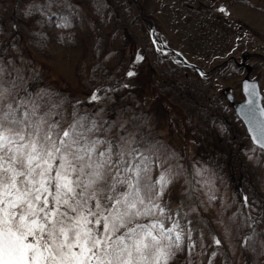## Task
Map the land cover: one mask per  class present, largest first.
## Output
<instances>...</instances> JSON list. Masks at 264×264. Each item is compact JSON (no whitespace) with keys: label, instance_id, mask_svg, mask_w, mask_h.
Segmentation results:
<instances>
[{"label":"snow or ice","instance_id":"snow-or-ice-1","mask_svg":"<svg viewBox=\"0 0 264 264\" xmlns=\"http://www.w3.org/2000/svg\"><path fill=\"white\" fill-rule=\"evenodd\" d=\"M104 6L99 0L92 5L101 17ZM82 11L74 0H0V264H256L264 257V199L229 202L217 194L219 162L186 168L162 141L157 97L135 93L143 49L116 77L106 67L113 53L103 48L102 54L94 39L83 98L46 83L34 53L54 60L55 42L74 47ZM207 11L230 15L223 5ZM239 31L224 56L242 43L251 46L248 33ZM150 46L169 55L158 37ZM172 62L187 64L183 52ZM190 66L213 86L207 69ZM223 67L239 74L229 60ZM241 85L244 100L235 114L250 135L251 160L257 152L264 156V93L255 81L245 78ZM153 88L169 91L160 81ZM164 119L170 134L175 118ZM186 123L194 125L193 146L201 128L217 136L227 131L206 110ZM210 211L212 222L205 218Z\"/></svg>","mask_w":264,"mask_h":264},{"label":"rangeland","instance_id":"rangeland-1","mask_svg":"<svg viewBox=\"0 0 264 264\" xmlns=\"http://www.w3.org/2000/svg\"><path fill=\"white\" fill-rule=\"evenodd\" d=\"M95 2L74 0L82 6L81 15L85 17L82 24L76 22L74 47L55 42L50 51L54 60L34 53L36 60L44 66L46 83L63 93L83 98L89 90L87 79L90 75L84 66L90 68L96 58L94 39L103 46L102 54L103 48L113 53L106 61V67L109 75L114 73L116 77L123 75L126 62L135 51L143 49L146 59L138 67L139 75L133 81L137 86L135 93L141 97L144 94L157 97L154 113L160 126L156 132L162 141L183 157L180 162L186 168L190 169L194 161L209 167L219 162L217 194L229 202L241 196L264 199V156L257 152L254 159L248 158L253 145L232 107V102L243 100L241 80L246 75L256 81L259 91L264 93V60L259 59L264 56V52L259 51L264 47V0H99L101 5H106L103 17L92 7ZM221 5L229 16L207 11ZM126 8L130 11L126 12ZM132 17H136L135 25L130 23ZM197 20H200L199 24ZM237 28L240 35L248 33L251 46L242 43L230 57L224 56L223 49L230 38L234 39L233 32ZM149 30L155 31V37L148 35ZM156 37L161 44L167 45L165 50L169 55L166 58L150 46L151 39ZM175 52H183L187 64L173 63ZM225 60L238 68L239 74H229L223 67ZM190 65L207 69L213 86L202 83ZM117 67L121 71H114ZM156 81L169 91L160 92L153 88ZM229 90L232 102L226 99ZM145 107L147 109L149 105ZM199 110L209 112L227 131L223 136H217L215 132L201 128L202 135L197 137V144L193 146L189 141L194 125L187 124L186 120ZM169 114L175 118L170 134L164 119ZM234 210L235 207L230 212ZM214 217V211L205 213L210 222ZM212 228L219 231L214 223ZM235 259L229 256L230 261ZM240 264H245L243 259ZM256 264H264V257Z\"/></svg>","mask_w":264,"mask_h":264},{"label":"water","instance_id":"water-1","mask_svg":"<svg viewBox=\"0 0 264 264\" xmlns=\"http://www.w3.org/2000/svg\"><path fill=\"white\" fill-rule=\"evenodd\" d=\"M244 58H247V56L245 55L244 56ZM247 71H250V68L249 67H247ZM247 79V80H249L250 82L251 81H254V80H250L249 78H248V76L246 75L243 79ZM242 79V80H243ZM241 80V81H242ZM256 82V81H255ZM257 83V82H256ZM257 85H258V83H257ZM258 89H259V86H258ZM241 94H242V96H243V100H244V95H243V92H242V85H241ZM231 97V99H228V101L229 102H232V94H231V90H229V93H228V95H227V97ZM243 100L242 101H240V102H232V107H233V110H234V113H235V108L239 105V104H241L242 102H243ZM241 121V120H240ZM241 123H242V121H241ZM243 124V123H242ZM243 126H244V128H245V130H246V133H247V135H248V137H249V139H250V141H251V138H250V135H249V133L247 132V128H246V126L243 124ZM252 143V142H251Z\"/></svg>","mask_w":264,"mask_h":264},{"label":"bare ground","instance_id":"bare-ground-1","mask_svg":"<svg viewBox=\"0 0 264 264\" xmlns=\"http://www.w3.org/2000/svg\"><path fill=\"white\" fill-rule=\"evenodd\" d=\"M232 101H233V98H232Z\"/></svg>","mask_w":264,"mask_h":264}]
</instances>
